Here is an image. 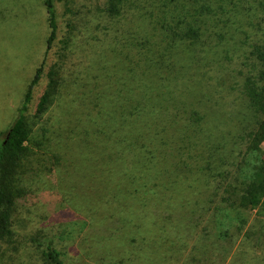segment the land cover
I'll return each instance as SVG.
<instances>
[{
	"label": "rangeland",
	"instance_id": "1",
	"mask_svg": "<svg viewBox=\"0 0 264 264\" xmlns=\"http://www.w3.org/2000/svg\"><path fill=\"white\" fill-rule=\"evenodd\" d=\"M166 1L142 0L139 10L132 9L138 4H128L122 16L110 18L106 0H55L58 36L26 112L29 152L14 183L24 192L14 206L12 236L0 242V264H46L42 251L48 247L60 252L63 264H256L264 259V210L259 216L214 210L227 196L224 190L244 149L239 133L245 117L236 101L253 72L252 53L262 31L249 16V36L231 44V4L222 16L229 21L218 24L202 14L210 0H179L186 8L174 20L169 16L167 27L177 33L199 27L203 34L197 42L168 41L172 33L154 26L171 7ZM49 33L40 0H15L12 10L0 2V132L16 116L47 51ZM155 60L166 62L162 77L174 76V94L184 93L182 85L189 82L194 106L176 112L181 127L184 122L190 127L183 140H176L170 119L157 129L148 159L155 167L142 172L138 157L122 162L98 150L108 138L109 111H125L131 121L132 100L144 92L138 80ZM51 75L57 90L45 112L37 114ZM195 112L211 115L210 131L195 121ZM220 136L231 154L217 169L208 156L210 142ZM255 157L246 159L242 176L256 164ZM134 182L145 184L146 194L134 192ZM246 217L251 239L243 234L220 240ZM259 232L256 241L253 234Z\"/></svg>",
	"mask_w": 264,
	"mask_h": 264
},
{
	"label": "trees",
	"instance_id": "2",
	"mask_svg": "<svg viewBox=\"0 0 264 264\" xmlns=\"http://www.w3.org/2000/svg\"><path fill=\"white\" fill-rule=\"evenodd\" d=\"M177 1L179 0L166 1V6L170 5L174 7H163L164 11L161 12V16L159 14L160 19L154 26H161V28L167 29L169 33H172L171 36H167L166 39L168 41L174 37V41L177 43L183 41L185 38L197 42L203 34L199 27L197 29L190 27L186 32L182 33H177L175 28H172L170 25L167 27L169 16H172V20H174L175 17L173 15H180L186 8V5L177 4ZM225 1L210 0V4L204 3L202 6H205V9L202 10V14H205L209 22L227 24L229 19L222 16L227 13L226 8L231 4V44H238L243 40V35L249 36L248 31L245 30V22H249V16L257 19L258 31H262V36L256 41V47L252 53L255 58L253 72L249 73L245 78L243 90L241 91V100L236 99L237 105L243 109L242 116L245 117L240 123L244 125V129L239 133L240 137L242 136L241 140L244 151L241 149L240 153H238L241 159L235 170L233 181L231 180V184L229 185V182L227 184L229 186H226L227 188L224 190L227 196L222 197L220 201L222 205L215 207L214 210L231 209L236 211L238 215L247 213V216L249 213L256 211L259 216V213L264 210V28L262 27L264 24V0ZM0 2L2 4L7 3L8 8L10 7L11 10L15 7V0H0ZM40 2L48 15L50 33L46 41L47 51L33 75L13 122L7 131L0 132V242H4L12 236L11 220L14 206L19 197H21V191L24 192L21 188L17 189L14 183L17 170L23 167V160L27 158L29 152L27 143L32 130L28 124L26 112L28 111L34 89L43 81L45 67L50 59L49 51L52 49L58 36L55 0H40ZM141 3L142 0H106L105 13L110 18L119 17L128 11V4L130 7L138 4V6H133L132 9L139 10L141 9ZM215 5H217V8L214 10L212 6ZM166 9H169V11H165ZM152 14L150 13L147 16L153 19ZM236 25L238 27L233 31ZM144 44H146V41L140 43L141 46ZM151 64L148 65L150 68H144L146 69L145 79L141 78L138 80L139 89H143L144 92L137 93V98L132 100L134 111L131 121L128 123L125 111L117 109L116 111H109L105 120L107 125L105 127V137L108 138H106L98 150H101V155H106L122 162H134L132 159L138 157L139 160L136 162V168H138L137 165L141 162V170L139 171L142 172H150L155 167H152L151 159H148L154 154L149 144L157 142L159 138L156 137L155 133L157 129L160 126L163 127L162 123L170 119L172 126L177 131L176 140H183L190 127L186 122L182 123L181 127L179 115L176 112L183 108L191 109L194 106V101H192L194 93L189 82L182 85L186 90L184 93L179 95L174 94L172 89L174 76L169 78L162 77V69L166 67V62L155 60ZM55 76L50 77L48 88L40 98L37 114L45 112L52 100L53 94L57 90L58 86ZM193 116H196L195 121L202 122L208 131L212 129L208 126L211 115L207 119L206 114L203 115L195 112ZM249 127H251L250 130L247 129ZM210 143L211 150L208 156V163L210 165L212 162L219 169L225 164V160L229 159L231 147H229L230 145L226 147L224 138L221 136L219 139L213 137ZM250 155L256 156V164L252 166L250 172L245 173L243 170L245 176H242V166ZM127 168L131 169V167ZM233 182L237 186H234ZM154 183H157L156 178ZM119 185L121 186V182ZM134 185V192L138 191L146 194L147 189L143 188V186H146L145 184L141 186L134 182ZM142 188L143 190L140 191ZM124 189L127 191L128 187H124ZM250 221L248 217L240 219V223L233 231H225L221 234L220 240H232L243 234H245V239H251L250 230H246ZM253 235L256 241L261 238L260 232ZM260 251L262 256H264L263 246H261ZM60 255V252L50 247L42 251L46 264H63L59 260ZM256 264H264V259L257 260Z\"/></svg>",
	"mask_w": 264,
	"mask_h": 264
}]
</instances>
